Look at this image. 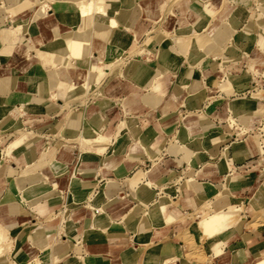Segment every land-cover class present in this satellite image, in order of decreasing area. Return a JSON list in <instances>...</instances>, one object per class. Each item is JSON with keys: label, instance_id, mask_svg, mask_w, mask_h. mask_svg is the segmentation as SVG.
<instances>
[{"label": "crops", "instance_id": "crops-1", "mask_svg": "<svg viewBox=\"0 0 264 264\" xmlns=\"http://www.w3.org/2000/svg\"><path fill=\"white\" fill-rule=\"evenodd\" d=\"M255 1L227 2L237 9L223 5L197 33L184 15L201 0H132L120 20L123 0H105L96 26L79 17L74 27L54 8L33 17L21 8L27 0H0V225L11 239L0 264H252L264 256V135L253 129L264 99L252 91L264 89V25H255ZM84 28L90 45L68 48ZM83 49L107 66L91 70L87 86H71L65 71L82 65ZM160 194L168 199L152 218L139 200ZM204 202L242 208L233 225L208 235L202 216L191 218ZM96 214L108 216L102 229Z\"/></svg>", "mask_w": 264, "mask_h": 264}, {"label": "bare ground", "instance_id": "bare-ground-1", "mask_svg": "<svg viewBox=\"0 0 264 264\" xmlns=\"http://www.w3.org/2000/svg\"><path fill=\"white\" fill-rule=\"evenodd\" d=\"M54 0H40L38 1V6L35 7V3H29L26 6H21L22 7H27L28 9H32L34 11V16L33 17H37L41 14L47 13L48 10H50L51 8H54L51 5V2H53ZM128 1H132V0H123V4H122V8L116 11V17L119 18V20L123 17V13L124 10L127 9L128 6ZM145 1V0H142ZM202 1V7L200 10L198 11H194L191 7H189V5L187 6V8L185 9V15H184V19L189 23L188 25H193V31L199 33V31L203 30L207 24L210 22V20L212 18H215L218 10L222 9L227 2H230L231 0H220V7H216L215 3L211 2V0H201ZM235 2H242V0H234ZM249 0H245V3L248 2ZM61 2H63V4L61 5V12H58L57 14L59 16L62 17H66V19L70 20V25L72 27L75 26V23H77V20L79 17L82 18V20H84V22H87L88 25L91 26H96L98 24V17L100 16H107V12H106V3L105 0H61ZM219 2H217L216 4H219ZM136 3V2H135ZM174 4V3H173ZM139 5V4H138ZM175 5V4H174ZM2 6V5H1ZM226 8V7H225ZM228 8V7H227ZM8 8L4 7L5 12H7V14L10 16V11L7 10ZM55 9V8H54ZM56 11V10H55ZM170 11V10H169ZM230 10L228 9V12ZM238 11V10H237ZM258 11V10H257ZM129 12V11H128ZM228 12L224 11L225 15L228 14ZM170 14L175 15L174 12L170 11ZM247 16V15H246ZM245 16V17H246ZM31 17V19L33 18ZM244 17V18H245ZM257 17V21L255 23L256 27H260L262 25H264V13H257L256 15ZM127 18V17H126ZM209 18V19H206ZM233 19L234 20H240L242 19L241 17H238L237 15L233 14ZM33 20V19H32ZM25 24V27L28 29L33 23L30 20V18H21L20 20ZM78 24V23H77ZM243 24V23H242ZM110 25L111 26H115L116 22L113 18L110 19ZM121 29L124 31H129L131 28L125 24L124 22L121 23ZM17 27V26H16ZM117 27V26H116ZM182 27V26H176V28ZM89 28V27H88ZM17 29V28H16ZM74 29V28H73ZM132 30V29H131ZM243 33L247 34L248 30L247 28H243L241 29ZM175 31V30H174ZM130 32V31H129ZM174 33V32H173ZM72 34V33H71ZM190 34V31H189ZM76 36L80 39V40H71L68 44V48L72 49L75 51V49L83 44V47L85 48L86 46L90 45V34L88 32V30L84 29H80L79 31L76 32ZM60 39V38H59ZM30 40V38H29ZM231 40V39H230ZM229 40V41H230ZM35 42V41H34ZM51 42V41H50ZM123 42V41H122ZM184 44V43H183ZM38 45V44H37ZM50 45V44H49ZM199 46V45H198ZM198 46H193L192 52L195 54L194 58L196 56H198L199 54V48ZM42 48V47H41ZM156 48V46H155ZM34 49V48H33ZM65 50V49H63ZM157 51V50H156ZM65 52V51H64ZM139 52V51H138ZM231 52H235V50H232ZM137 53V52H136ZM26 54V53H25ZM29 54V53H28ZM26 54V55H28ZM98 54V53H97ZM168 54H170L168 52ZM66 55H68L69 58H72V54H69L66 52ZM83 61H82V65H80L79 67L75 66V65H69L68 67H73V68H77V71L74 70V72H67V70L65 71V73L68 75L70 74V85L74 86L75 84H84L87 86V77H88V73L91 70H97L100 67H106L107 64H105L100 58H98L95 55H91L88 59H85V55L86 52L83 49L82 54L78 55ZM99 55V54H98ZM29 59V58H28ZM166 61V60H165ZM12 62V61H10ZM112 63V62H111ZM189 63L192 65L193 64V60H190ZM0 67H4V65H2L0 63ZM66 68V69H67ZM99 72V70H98ZM55 78H53L51 80L52 85L54 86V84L56 83V80L58 79V72H54ZM75 77V78H74ZM98 80V79H97ZM96 80V81H97ZM84 85H80V87L82 86V88L84 87ZM53 88V87H52ZM87 88V87H85ZM84 88L83 91H86ZM263 89V87H259L256 86L255 88L252 89V91H254L256 93L257 89ZM48 90V89H47ZM42 92V91H41ZM55 94V93H54ZM47 96V95H46ZM258 97V96H257ZM260 98V97H259ZM264 99V98H262ZM20 109H23L22 106H20ZM127 111H129L128 109H125L124 113H127ZM5 112V111H4ZM229 119H233V117L230 118V116L228 117ZM264 121V119H263ZM264 123V122H263ZM234 124V123H233ZM231 125V124H230ZM241 127V126H240ZM150 134V133H149ZM145 137V135H143ZM193 138V137H192ZM82 139V138H81ZM80 139V140H81ZM108 140V139H107ZM84 142V140H83ZM171 142V141H170ZM233 142H237V141H233ZM81 143V142H80ZM85 143V142H84ZM146 145V144H145ZM83 150V149H82ZM224 156L226 157V154L224 153ZM190 161V160H189ZM154 182H148V185H153ZM155 184V183H154ZM156 185V184H155ZM26 191V190H25ZM134 192H136V196L135 199L139 198V194L138 191H136L135 189L133 190ZM165 192V191H164ZM163 198L164 199H168V196L166 194H160L159 199H156L154 202L152 203H146L143 200H139L141 203L144 204L145 207V211L147 212L148 215H150L152 218H157L162 211V206H163ZM242 207H236L235 205H230L227 207V209L225 210H216L215 208H213L210 204V202H204L201 206H199L194 212H192V216L193 214H195V216H198L199 214L202 216V222H200V225L202 223L201 228L203 227V230H205L204 232H206V234H213L215 232H217L219 229L225 228V224L227 222H236V220L239 217V213L241 211ZM101 210V209H100ZM96 211V210H95ZM103 211V210H102ZM50 215V214H48ZM190 215V214H189ZM48 217V216H47ZM108 216H100L98 214L95 215V221H94V227H98L99 229H102L104 227L103 225V220H105ZM110 221V219H107ZM122 220V219H121ZM201 221V220H200ZM234 224V223H233ZM223 226V227H222ZM1 230H0V254L4 255L6 250H7V243H6V239H5V234H3L2 230H6L8 231V229L4 226L1 225ZM219 227V228H218ZM221 227V228H220ZM72 228V226L70 228L64 229V231L67 233L69 232V230ZM220 232V231H219ZM61 238V237H60ZM40 242V240H39ZM11 246V245H10ZM17 260V259H16ZM21 262V261H20ZM10 264H17L14 262H11ZM26 264H30V263H26ZM253 264H264V256L258 257Z\"/></svg>", "mask_w": 264, "mask_h": 264}, {"label": "rangeland", "instance_id": "rangeland-1", "mask_svg": "<svg viewBox=\"0 0 264 264\" xmlns=\"http://www.w3.org/2000/svg\"><path fill=\"white\" fill-rule=\"evenodd\" d=\"M146 1V0H145ZM186 2V4L188 5V0H173V2H175L176 4L178 3V2ZM256 3H254V4H251V2H249L250 4H251V6H250V11H254V12H256V15H257V13H258V11L257 10H263L264 11V0H256L255 1ZM29 3H32L31 2V0L29 1V0H27V4L26 5H28ZM63 4V2H61V0H54L53 2H51V5L55 8V10H56V12L58 13V12H61V5ZM226 5L232 10H236L237 8V5H235V4H232V3H226ZM247 7L249 6V4H247L246 5ZM201 7H202V3H201V6L199 7V9H201ZM255 8H257V10H255ZM198 9V10H199ZM252 9V10H251ZM169 10L171 11V12H174L173 11V7H170L169 8ZM168 10V11H169ZM170 11H169V13H170ZM175 13V12H174ZM216 17V16H215ZM206 19H209V18H206ZM178 30L179 29H175V32H178ZM242 32V31H241ZM242 34H245V33H243L242 32ZM245 75V74H244ZM254 94V96H258V97H260V98H264V89H257L256 90V93H253ZM125 109H128L129 111H130V109L128 108V106L127 105H124V112H125ZM3 112V111H2ZM263 119H264V116H263ZM232 121L234 120V118L233 119H231ZM264 121L262 120V124H263V130H264V123H263ZM108 139V140H107ZM253 138H248V140H251V141H253L252 140ZM110 139H109V134H106V137H105V142L106 143H108V141H109ZM1 144H2V139H1ZM238 142V141H237ZM225 154H226V151L224 152ZM227 157V156H226ZM189 162H191V161H189ZM26 192H27V189H26ZM236 206V205H235ZM237 207V206H236ZM200 215V214H199ZM201 216V215H200ZM195 217H197V216H195V214H193V216H192V214H191V218H192V222L193 221H195L194 220V218ZM200 222H202V217H201V221ZM233 223H235V222H233ZM233 223L230 221V222H227L226 224H225V226L224 227H228V226H230V225H233ZM72 226V223L71 222H68L67 223V226L64 228V229H67V228H70ZM201 226H202V223H201ZM223 227V226H222ZM1 225H0V230H1ZM219 228V227H218ZM221 228V227H220ZM202 229H203V227H202ZM220 230V229H219ZM187 231H188V229H187ZM203 231H205V230H203ZM2 232H3V234H5V241H6V243H7V250H6V252H5V254H9V252H10V249H11V239L9 238V235H8V231H6V230H2ZM188 234H190L189 233V231H188ZM210 235V234H209ZM189 237V236H188ZM193 237L195 238V240H198V237H196L194 234H193V236H191V237H189V238H191L192 239V241H193ZM190 239V240H191ZM191 241V246H193L194 247V245H193V242ZM254 262H252V264H253Z\"/></svg>", "mask_w": 264, "mask_h": 264}, {"label": "built area", "instance_id": "built-area-1", "mask_svg": "<svg viewBox=\"0 0 264 264\" xmlns=\"http://www.w3.org/2000/svg\"><path fill=\"white\" fill-rule=\"evenodd\" d=\"M253 129L256 130L257 133H259L260 136H263L264 135V130H263V124L262 123L258 122ZM263 144L264 143H260L258 145L259 150L262 151V152H264V145Z\"/></svg>", "mask_w": 264, "mask_h": 264}]
</instances>
